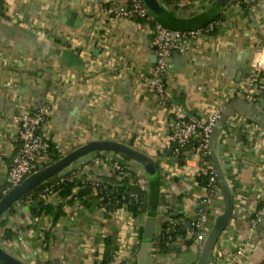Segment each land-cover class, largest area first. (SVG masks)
I'll list each match as a JSON object with an SVG mask.
<instances>
[{
	"label": "crops",
	"instance_id": "1",
	"mask_svg": "<svg viewBox=\"0 0 264 264\" xmlns=\"http://www.w3.org/2000/svg\"><path fill=\"white\" fill-rule=\"evenodd\" d=\"M122 1L0 0V190L18 148L17 117L47 104L44 127L61 157L97 136L151 159L153 188L142 163L114 150L89 152L59 172L119 179L113 163L125 164L129 179L148 192L146 211L132 217L117 208L105 215L95 203L67 202L52 192L46 202L63 210L57 222L52 224V215L33 216L29 204L15 201L1 216L0 246L25 264H100L106 249L108 264H138L140 233L146 217H153L158 247L149 250V264H198L204 241L184 221L192 223L203 208L199 158L182 161L172 152L169 121L177 112L202 116L216 107L227 113L216 155L233 209L208 264L264 263V215L258 208L264 202V92L255 101L233 95L245 82L251 57L264 55V0H158L166 6L164 26H207L191 47L167 58L165 103L143 80L156 60L148 27L111 20L104 11ZM223 207L220 191L201 217L206 237ZM172 215H180L175 219L184 232L161 250L158 235Z\"/></svg>",
	"mask_w": 264,
	"mask_h": 264
},
{
	"label": "built area",
	"instance_id": "2",
	"mask_svg": "<svg viewBox=\"0 0 264 264\" xmlns=\"http://www.w3.org/2000/svg\"><path fill=\"white\" fill-rule=\"evenodd\" d=\"M176 1V0H175ZM256 0H247L248 3H254ZM108 17L113 20L122 18L139 22L148 27L152 34V44L154 46V55L156 57L153 72L149 76H143V80L150 93L156 95L160 102L165 103L164 97L165 76L167 74V58L174 51L183 52L200 39L205 32V28L193 29H174L164 26L157 21L148 11L142 0H123L122 2H112L104 7ZM1 14V10H0ZM264 92V55L256 52L250 59L245 82L238 87L233 95L249 101L257 100V97ZM51 113L50 105H42L33 112H24L17 117L18 128L16 139L18 148L8 166L6 181L10 188L17 184L38 169V165L46 160L49 138L44 124ZM220 116V110L214 107L209 113L200 116L188 117L181 112H177L169 121L168 141L172 152L188 158L191 155H197L199 161H202L203 172L207 176V183L204 187L205 195L202 197V210L196 215L192 222V233L197 241L204 240V233L201 230V217L207 211L211 204V198L220 192L219 182L216 172L212 165L203 161V156L209 154V140L213 126ZM192 136H198L196 146H190ZM113 170H120V163H113ZM122 179L123 174L117 175ZM60 178L59 181H62ZM132 180V179H130ZM45 187L40 193L42 197L52 193L55 184ZM9 188V189H10ZM22 202V201H20ZM22 203L30 205V198L27 197ZM259 215H264V207L259 211ZM176 217L168 218V231H174L178 225ZM233 262V257L231 258Z\"/></svg>",
	"mask_w": 264,
	"mask_h": 264
},
{
	"label": "trees",
	"instance_id": "3",
	"mask_svg": "<svg viewBox=\"0 0 264 264\" xmlns=\"http://www.w3.org/2000/svg\"><path fill=\"white\" fill-rule=\"evenodd\" d=\"M182 1V0H176ZM189 2L191 0H183ZM0 10L1 13L3 11V7L0 2ZM203 28H207V26H203ZM192 142L190 146H196L198 143V136H192ZM48 147L46 152V160L42 161V164L49 165L55 161H57L61 156L58 153V150L55 144L51 141L50 138L47 139ZM126 156V155H125ZM178 159H182L184 161L186 158L180 155H177ZM128 157V156H126ZM203 161L208 162L211 165L210 156H203ZM200 163V171L198 174L199 183L202 186H205L207 183V176L203 172V163ZM116 175L123 174L122 179H111V178H98L95 180H88L82 177H79L75 174L73 170H67L63 173H57L56 175L46 179L45 181L39 183L33 188L29 189L27 192L22 194L17 201H25L27 197L30 198V207L32 209L33 216H42V215H52V224H55L60 216L63 214V210L60 205L53 206L50 203L46 202L47 194L45 197H42L40 193H42L45 187L54 184L52 192H58L59 195L67 199V202L77 201L82 205L90 206L95 203L98 207H101L105 212L110 213L117 208H126L132 215V217H137L142 215L146 211V198H147V190L141 188L139 181L132 177V180L129 179L131 176L130 169L125 165L121 164L120 170H114ZM60 178H63L62 181H59ZM159 181H157V184ZM10 188L8 182L6 181L0 190V198L4 195L6 191ZM220 188V185H219ZM221 191V189H220ZM34 202H37V206L33 205ZM264 207V202L258 205V208ZM9 208V207H8ZM173 217H179L180 215H172ZM3 220L0 219V225ZM169 224L166 221L163 224L162 231L160 235H158L159 244L161 250L167 249L168 245L172 243L175 238L184 232L183 222L179 221L176 229L174 231H168ZM49 230L44 232V241L47 242L49 238ZM141 236V233H140ZM4 238H9L10 235L8 230H5L3 233ZM190 239L186 240V244H189ZM110 252L109 249H106L100 264H108L110 260ZM0 264H4L0 262ZM120 264H136L134 262H122ZM264 264V263H262Z\"/></svg>",
	"mask_w": 264,
	"mask_h": 264
},
{
	"label": "water",
	"instance_id": "4",
	"mask_svg": "<svg viewBox=\"0 0 264 264\" xmlns=\"http://www.w3.org/2000/svg\"><path fill=\"white\" fill-rule=\"evenodd\" d=\"M142 2L146 6L148 11L153 15V17L157 21L162 23L163 18L166 16V6L160 3L158 0H142ZM70 18L74 19V16L71 15ZM260 102L263 103L264 100L260 99ZM226 118L227 113L222 112L212 128L209 140V156L211 158L212 166L218 178L220 189L223 195L224 207L222 212L218 214V216L215 218L212 229L203 243L201 253L198 257V264L209 263L214 245L220 233L227 226L233 209L232 195L216 155L217 139L219 137V134L223 127V123L225 122ZM100 149L114 150L142 163L146 171L148 172V175L151 180L150 188H153L156 183L155 166L148 156L134 148L129 147L126 144L119 143L116 141L99 140L97 136H95L91 138L90 142L85 143L84 145H81L80 147L70 151L69 153L60 157L57 161L49 165H44L40 163L35 173L24 179L19 180L16 185L6 191L4 195L0 198V218L3 213L8 209V207H10L12 203L17 201V199L29 189L61 172L74 161H76L79 157L89 152ZM33 205L36 206L37 202H34ZM187 222L189 227H191V221H184V223ZM154 224L155 219L153 217H146L141 235V243L137 252L138 264H149L151 258L149 250L153 247H158V245L153 243V240L155 238ZM0 262L4 264H25L21 260L7 253L1 246Z\"/></svg>",
	"mask_w": 264,
	"mask_h": 264
},
{
	"label": "rangeland",
	"instance_id": "5",
	"mask_svg": "<svg viewBox=\"0 0 264 264\" xmlns=\"http://www.w3.org/2000/svg\"><path fill=\"white\" fill-rule=\"evenodd\" d=\"M1 219V218H0ZM210 231H211V228L209 229V231H208V233H210ZM206 240V236L204 237V240L203 241H205Z\"/></svg>",
	"mask_w": 264,
	"mask_h": 264
}]
</instances>
